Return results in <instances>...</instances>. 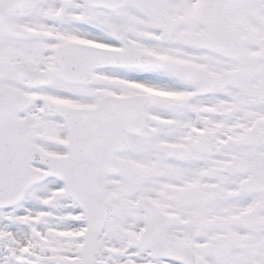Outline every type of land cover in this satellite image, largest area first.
<instances>
[{"label": "snow or ice", "instance_id": "snow-or-ice-1", "mask_svg": "<svg viewBox=\"0 0 264 264\" xmlns=\"http://www.w3.org/2000/svg\"><path fill=\"white\" fill-rule=\"evenodd\" d=\"M0 264H264V0H0Z\"/></svg>", "mask_w": 264, "mask_h": 264}]
</instances>
